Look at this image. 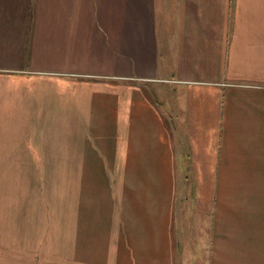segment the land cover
Instances as JSON below:
<instances>
[{"label": "crops", "instance_id": "crops-1", "mask_svg": "<svg viewBox=\"0 0 264 264\" xmlns=\"http://www.w3.org/2000/svg\"><path fill=\"white\" fill-rule=\"evenodd\" d=\"M14 3L0 264H264V0Z\"/></svg>", "mask_w": 264, "mask_h": 264}, {"label": "rangeland", "instance_id": "rangeland-1", "mask_svg": "<svg viewBox=\"0 0 264 264\" xmlns=\"http://www.w3.org/2000/svg\"><path fill=\"white\" fill-rule=\"evenodd\" d=\"M0 3H2L0 5V29L6 30L7 23L5 20V11L6 10L11 11L8 8V5H14L15 3H14V0H0ZM29 4H30V0H23L22 5H29ZM19 5H21V4H19ZM19 5H16V6H19ZM18 12L23 13V12H26V10L23 9L22 12H20V11H18ZM15 21L16 20H14L13 22H15ZM17 26L18 25L16 23L13 25H9L8 26V33L12 32L13 29L16 31ZM166 93H167L166 95L168 97V102L171 104V107L167 106L166 103L161 102L159 100L158 94L156 97L157 99H155V100L157 101V104L159 106L161 113L165 116V118L168 120V122L172 124L173 130H174V136L176 137V113H175V110H176L175 100L176 99H175V94H174V91L171 89L167 90ZM179 132H181L180 128H179ZM177 139H178V143H180V141L182 142V140H183L181 138H177ZM183 142L185 143V140H183ZM60 176L62 177V173H60ZM177 178H178L177 218L180 219V215H183L182 210H183V212H185L188 215L186 217H183L182 220H183L184 226H186L190 232V230H191L190 226H192V213H191L192 209L191 208L194 205L193 203L191 204L190 197H191V193H192L193 189H195V187H190L189 184L193 178V170H189L185 167V165L179 164L178 169H177ZM62 187H63L62 178H57V188H62ZM178 222H180V221L178 220ZM203 226H205V224L199 226V228L203 229ZM195 235L201 236V235H203V232L201 230H199L198 228H196ZM192 236L189 235V238H188L189 242H192V240L194 239V237H192Z\"/></svg>", "mask_w": 264, "mask_h": 264}]
</instances>
